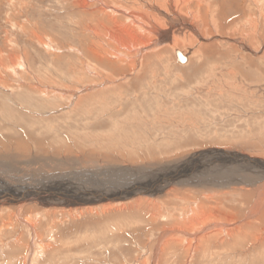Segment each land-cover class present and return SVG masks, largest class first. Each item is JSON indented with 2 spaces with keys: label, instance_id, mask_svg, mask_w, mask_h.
<instances>
[{
  "label": "rangeland",
  "instance_id": "1",
  "mask_svg": "<svg viewBox=\"0 0 264 264\" xmlns=\"http://www.w3.org/2000/svg\"><path fill=\"white\" fill-rule=\"evenodd\" d=\"M101 1L143 8L139 0L83 8L78 0H0V181L81 173L77 186L91 189L113 168L119 188L172 169L181 180L135 194L146 201L139 209L120 206L133 196L109 211L104 201L0 204L9 208L0 210V264H264V0H208L211 13L200 8L195 33L185 22L157 21L162 37H145L164 41L143 52L134 73L136 58L123 56L136 41L110 36ZM168 30L175 41L165 40ZM176 51L188 59L178 62ZM86 86L96 89L71 97ZM220 180L232 187L217 189Z\"/></svg>",
  "mask_w": 264,
  "mask_h": 264
},
{
  "label": "bare ground",
  "instance_id": "2",
  "mask_svg": "<svg viewBox=\"0 0 264 264\" xmlns=\"http://www.w3.org/2000/svg\"><path fill=\"white\" fill-rule=\"evenodd\" d=\"M91 1V0H90ZM112 1V0H111ZM127 1V0H126ZM148 1V0H147ZM159 0H154L151 2H143L142 0H139L138 2H140L139 4L143 5V8H137L136 6L134 7H127L124 4H112L111 6H109L108 4H104L103 1H101V6L100 7L101 10H106V11H110V13L108 14L107 12V16L109 17L108 19L111 20L112 24H113V34L111 33V31H109L110 36L113 38L115 33H117V31L119 32H123L124 34L128 35L132 42L135 40L136 42L131 43L130 47H128V49L132 48L134 50H137L135 52H129L127 54V56H123V61L127 62V60L129 58H136L135 61H133L132 63H129L130 67H131V73H134L135 70L141 65V60H142V54L143 52L147 51V50H151L152 48H155V46H157L159 44H162L161 42L163 41L159 38L157 39H150L148 37H145L146 35H150L153 33H158L157 36L162 37V35L164 34V32L159 29V23H157V21L161 20H168L170 21V23H174L177 20L183 23L185 22V24L187 25V28L189 30H192L193 33H195V27H197V21H199V18H202V13L204 11V13L206 14V16L209 15L210 9L212 8L211 5H208L209 1L208 0H164L165 4L163 6L158 4ZM163 1V0H161ZM204 2L205 4H207L208 6H202V4H200L201 2ZM86 2L87 0H78L79 5L83 8L84 6H86ZM106 3V2H105ZM192 3L193 7L190 6V4ZM139 6V5H138ZM140 7V6H139ZM181 7L184 9H187L188 14H180V12H182ZM200 8H202V13ZM92 9V8H91ZM192 9V10H191ZM191 10V11H190ZM185 11V10H184ZM94 12V11H93ZM103 14V13H102ZM119 14L121 16L125 17V22H121L120 18H119ZM201 17H200V16ZM214 17V16H213ZM99 18V17H98ZM105 21V20H104ZM202 21V20H201ZM110 22V24H111ZM212 23V22H211ZM158 24V25H157ZM184 24V23H183ZM199 24V23H198ZM122 25H126V26H122ZM205 25V24H204ZM208 25V24H207ZM216 26V25H215ZM203 27V26H202ZM108 28V27H107ZM205 28V27H204ZM255 28V33L259 32L257 27H253ZM97 29V28H96ZM100 29V28H99ZM106 29V27H105ZM94 30V29H93ZM111 30V29H109ZM209 30V29H208ZM98 32V31H97ZM166 32V31H165ZM170 32V33H169ZM96 33V32H95ZM104 33V31H103ZM107 34V32H105ZM173 31L168 30L166 33V41H175L173 39ZM261 33V32H260ZM97 34V33H96ZM100 34V33H98ZM105 34V35H106ZM145 34V35H144ZM95 35V34H94ZM118 35V34H117ZM120 35V34H119ZM118 35V36H119ZM259 35V34H258ZM96 36V35H95ZM144 36V37H143ZM197 36V35H196ZM254 37H256V35H254ZM107 38V37H106ZM246 38V37H245ZM114 39V38H113ZM116 40V38H115ZM157 40V41H156ZM248 40H251V37L248 38ZM172 41V43H173ZM259 43V42H258ZM240 44V43H239ZM122 45V44H121ZM253 45V44H252ZM259 45H261L260 47L262 48H257V49H264V45L263 43H259ZM243 46H246L248 48L247 45L243 44ZM125 47V46H124ZM127 47V46H126ZM256 47H254L255 49ZM249 49V48H248ZM256 49V50H257ZM101 50V49H100ZM120 49L117 50L116 52V57L118 56V53H120L119 51ZM252 50V49H250ZM114 51V50H113ZM156 51V50H155ZM108 52V51H107ZM123 52V51H122ZM257 52V51H255ZM254 52V53H255ZM97 53V52H96ZM95 53V54H96ZM146 53V52H145ZM113 55V52L111 53ZM106 55V54H105ZM109 55V54H108ZM123 55V54H122ZM182 58L184 57L186 60V58L188 59V54L186 52L181 53ZM96 56H98L96 54ZM114 56V55H113ZM177 56V55H176ZM112 57V56H111ZM104 58V57H103ZM101 58V59H103ZM110 58V57H109ZM108 58V59H109ZM113 59L115 57H112ZM133 59V60H134ZM132 60V59H131ZM178 60V58H177ZM17 62V61H16ZM123 62V63H124ZM143 62V61H142ZM178 62H180L178 60ZM121 63V64H123ZM184 63V62H181ZM14 64V63H13ZM16 64V63H15ZM21 64V63H20ZM114 64V63H113ZM125 64V63H124ZM123 64V65H124ZM137 64V65H136ZM19 66V65H18ZM224 70V69H223ZM225 71H227L228 74H234V71L230 68L226 69ZM137 72V71H136ZM128 74V73H127ZM125 75V74H124ZM231 76V75H230ZM125 77V76H124ZM153 77V76H152ZM233 77V76H232ZM111 81V80H110ZM109 80H107V78H105V80H103V84H105L106 82H110ZM7 85V84H6ZM94 86V85H93ZM200 86V85H199ZM194 87V86H193ZM56 88V92L59 93V95H64L65 93H68V91L63 90L61 88L58 87H54ZM53 88V89H54ZM202 88V87H201ZM50 89V88H49ZM95 90L96 87H82V89H80L79 91H74L71 93V97H75L78 99L79 96L83 95L84 92H86L87 90ZM204 89V88H202ZM196 90V89H195ZM83 93V94H82ZM136 93V92H135ZM6 94V93H5ZM4 94V95H5ZM81 94V95H79ZM162 94V93H161ZM69 95V93H68ZM99 97V96H98ZM162 114V113H161ZM133 138V137H132ZM220 154V153H219ZM224 155H222L221 160L224 161V163L226 164H230L228 162H231L229 160V158L227 157V155L225 153H223ZM238 154V159L241 162L240 157H244L246 158V156H244V154ZM27 155V154H26ZM4 156V155H3ZM15 156V155H14ZM195 157H192L194 159H197V154L193 155ZM230 156V155H229ZM233 157V156H232ZM234 159V157H233ZM248 159V158H246ZM232 160V159H231ZM260 164L259 165L261 168L264 166V162L261 159H258ZM234 164V163H233ZM263 165V166H262ZM257 166V167H259ZM244 167H247L246 165H244ZM182 168V167H181ZM215 168V167H214ZM249 168V166L247 167ZM264 168V167H263ZM80 169V168H79ZM122 169V168H121ZM127 169V168H126ZM136 169V168H135ZM135 169H133L132 167L129 168V171L132 170L134 171ZM93 170V169H92ZM114 168L113 170L111 169L110 171H107V175H103L105 177V179L102 178H97V182L99 184L96 185V187H92L91 189L88 188L89 186L84 185V187H78L76 182H83V180L81 179L83 177V175L81 173H72V174H62V173H56V175H50L48 178H39L38 181H34V180H30L26 177V174L23 173V175H25L26 179H23L22 181V175L17 176V177H13L9 180H7L6 182L0 181L1 183V187H0V199L3 201V203L0 204H12L11 202L15 203L17 200H20L19 204H16L18 210L20 208H23L24 206H27L26 202L28 203H34L35 201L40 202L41 204H44L45 206L47 205H52V206H57V203L60 204L59 206H62V204H74V206H78V205H82V204H97L101 201H104V204H102V208L104 210H111L114 209L115 203H113V200L116 199H121L122 197H129V196H133L135 197V194L140 193L141 195H154L155 193H159L160 191H163V189L165 188V186L167 185H171L173 184V181H180L181 180V171L178 172L176 171H166V170H161V169H157L155 170L156 172H161V171H166L165 173V178H163L162 180H157L156 178H154V174H151L153 177L151 180H147L144 181L142 180V182L138 183V184H134L133 186H129L128 188L127 186L124 187H118L116 185H114L113 183H115L112 179L115 178L114 174L112 176V172H114ZM141 170V169H140ZM192 170V169H191ZM250 170V169H249ZM1 171V170H0ZM154 171V172H155ZM239 171V170H238ZM98 171H96L97 173ZM253 172V171H252ZM86 173V172H85ZM95 173V174H96ZM102 173V172H101ZM105 173V172H104ZM118 173V172H117ZM81 174V175H79ZM194 174V173H193ZM101 175V176H102ZM116 175V174H115ZM218 175V174H217ZM102 176V177H103ZM211 176V175H210ZM222 176V175H221ZM30 177V176H29ZM94 177V175H93ZM97 177V175H96ZM100 177V175H99ZM125 177V176H124ZM137 177V176H136ZM219 177V176H218ZM6 178V177H5ZM9 178V177H8ZM7 178V179H8ZM252 178V177H251ZM3 179V178H2ZM130 179V178H129ZM134 179V178H133ZM210 179V178H209ZM6 180V179H5ZM16 180V181H15ZM95 181V179H94ZM116 181V180H115ZM136 181V180H135ZM162 181V183H160ZM177 181V182H178ZM228 181V180H227ZM231 181V178H230ZM75 182V183H74ZM202 182V181H201ZM206 183V182H205ZM230 183V182H229ZM228 182H225L223 180H220L219 182H217L215 185L217 186V189L222 187V188H228V187H232ZM234 183V182H233ZM233 185V184H232ZM239 182H236L235 186H238ZM135 186V187H134ZM181 186V185H180ZM215 186V187H216ZM213 187V186H212ZM73 188H76L80 190V192H78L77 194L81 195V196H75V194H71L70 192H72ZM103 188H106L107 192L105 196H103V193L100 194V192L102 191ZM123 188H127V189H123ZM169 191V190H168ZM167 191V192H168ZM213 191V190H212ZM221 191V190H220ZM69 192V193H67ZM165 192V191H164ZM214 192V191H213ZM218 192V191H217ZM166 193V192H165ZM169 193V192H168ZM264 193V192H263ZM173 194V193H172ZM168 195V194H167ZM138 197V196H137ZM262 198V197H261ZM108 200V201H107ZM112 202H109V201ZM145 200V198H144ZM143 198H141L139 196V198L134 200H130V201H119L121 203L120 206L123 207V209H139L140 207H143L142 205H145L143 201ZM117 201V203H119ZM119 203V204H120ZM152 203V202H151ZM81 207V206H80ZM87 206L86 208H88V210L93 211L92 207ZM122 207L117 208L118 209H122ZM85 208V212L82 209H79V207H75V211H77V213H86L88 210ZM145 208V207H143ZM254 208V206H253ZM9 209L8 206L7 207H0V210H7ZM48 209H52L51 207H47L46 210L48 211ZM72 209V208H71ZM154 209V208H153ZM60 210V209H59ZM68 210V209H67ZM115 210V209H114ZM131 210V209H130ZM52 211H55L54 209ZM64 211V210H63ZM88 211V212H90ZM201 211V210H200ZM199 211V212H200ZM50 212V211H49ZM69 212V211H68ZM198 212V211H197ZM203 212V211H202ZM42 213V212H41ZM207 213V212H206ZM14 214V213H13ZM16 214V213H15ZM54 214V212H53ZM203 214V213H202ZM199 214V215H202ZM17 215V214H16ZM71 215V214H70ZM153 215V214H152ZM155 215V214H154ZM198 216V215H197ZM195 214L193 217H191L192 219H196ZM203 217V215H202ZM206 217V216H204ZM201 218V217H200ZM205 221V219H204ZM195 223V222H194ZM27 227L29 226V229H31V231H34L35 229V221L31 220V223L27 222ZM177 226V225H176ZM178 227V226H177ZM28 229V228H27ZM30 231V230H29ZM36 232V231H34ZM1 233V232H0ZM34 235H36L34 233ZM238 235V234H237ZM194 239V238H193ZM35 242V241H34ZM40 245V243H39ZM44 246V245H42ZM47 247L49 245H46ZM46 248V247H45ZM40 251V250H39ZM39 253V252H38ZM29 262V261H28Z\"/></svg>",
  "mask_w": 264,
  "mask_h": 264
},
{
  "label": "water",
  "instance_id": "3",
  "mask_svg": "<svg viewBox=\"0 0 264 264\" xmlns=\"http://www.w3.org/2000/svg\"><path fill=\"white\" fill-rule=\"evenodd\" d=\"M176 55H177V58L180 62H184V57L182 58V55H181V52L180 51H176Z\"/></svg>",
  "mask_w": 264,
  "mask_h": 264
}]
</instances>
